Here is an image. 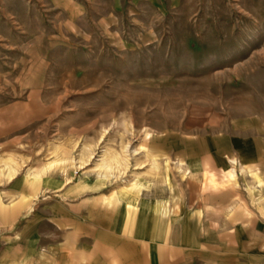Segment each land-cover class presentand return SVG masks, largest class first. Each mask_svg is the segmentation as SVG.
I'll use <instances>...</instances> for the list:
<instances>
[{"label":"rangeland","instance_id":"374dc122","mask_svg":"<svg viewBox=\"0 0 264 264\" xmlns=\"http://www.w3.org/2000/svg\"><path fill=\"white\" fill-rule=\"evenodd\" d=\"M254 113L264 0H0V167L17 175L119 156L126 183L149 149L215 146L235 122L247 137Z\"/></svg>","mask_w":264,"mask_h":264},{"label":"crops","instance_id":"0c3cea01","mask_svg":"<svg viewBox=\"0 0 264 264\" xmlns=\"http://www.w3.org/2000/svg\"><path fill=\"white\" fill-rule=\"evenodd\" d=\"M248 118L247 137L235 122L215 146L139 152L122 184L110 163L16 175L0 264H264V113Z\"/></svg>","mask_w":264,"mask_h":264},{"label":"bare ground","instance_id":"6f19581e","mask_svg":"<svg viewBox=\"0 0 264 264\" xmlns=\"http://www.w3.org/2000/svg\"><path fill=\"white\" fill-rule=\"evenodd\" d=\"M86 159V160H85ZM90 159V156L85 155L81 157V163L80 166H84L85 163ZM85 160V161H83ZM114 164L116 165L115 169H117L118 171H120V168L125 167L126 166V162L123 161L121 159V157L119 156H115L113 159ZM21 167V164L16 162L13 159H10V161H7L5 163H3V165L0 167V176L7 178V179H13L16 175L17 172L19 170V168ZM79 167V166H78ZM103 168H107V170H111L112 167L110 165L107 164H103L102 166Z\"/></svg>","mask_w":264,"mask_h":264}]
</instances>
